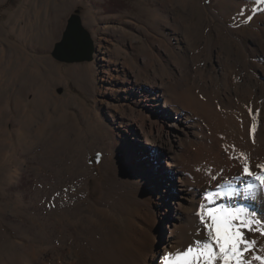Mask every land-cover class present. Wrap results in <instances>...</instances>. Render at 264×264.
Segmentation results:
<instances>
[{
    "label": "rangeland",
    "instance_id": "374dc122",
    "mask_svg": "<svg viewBox=\"0 0 264 264\" xmlns=\"http://www.w3.org/2000/svg\"><path fill=\"white\" fill-rule=\"evenodd\" d=\"M227 5L223 0H0V264H95L102 248L119 247L133 234L111 237L118 227L127 230L125 211L139 212L135 199L120 192L122 177L137 156L151 165L148 173L167 170L166 160L162 149L113 124L109 95H119L116 85H127L107 73L125 63L131 74L150 58L152 67L167 60L176 65L192 53L202 81L220 84L225 64L216 53L221 51L238 59L250 78L255 67L246 64L237 37L251 43L252 35L264 34V22H243L253 31L243 28L240 11ZM74 13L92 39V62L66 64L51 56ZM176 19L192 22L185 29L188 37L178 31ZM245 117L250 127L254 119ZM165 180L166 190L178 193L180 185ZM168 203L173 215L175 202ZM149 205L155 207L151 221L162 243L169 231L162 220L165 205L157 207L153 195ZM108 221L111 227L100 228Z\"/></svg>",
    "mask_w": 264,
    "mask_h": 264
},
{
    "label": "bare ground",
    "instance_id": "6f19581e",
    "mask_svg": "<svg viewBox=\"0 0 264 264\" xmlns=\"http://www.w3.org/2000/svg\"><path fill=\"white\" fill-rule=\"evenodd\" d=\"M223 1L228 3L227 6H234L240 11V25L242 24L243 28L251 29L246 23L264 22V0ZM257 14L262 16L257 17ZM250 17L251 19H248ZM175 22L178 31L182 32L185 38L188 37L185 29L189 24L192 25V22L182 20L180 23L177 19ZM261 29H264L262 25ZM251 30L253 31V28ZM240 38L237 37V41L243 46L246 57L243 59L248 67H255V72L250 78L244 69H239L238 59L226 57L221 51L216 53L219 64L222 62L221 58L225 64L219 74L220 84L202 81L203 73L195 66L192 53L191 56L183 55L176 65L167 60L165 65L160 63L152 67L154 60L150 58L145 62L143 69L131 74L124 66L125 63H122L120 68H112V73H107L111 81L121 83L122 86L127 85L121 89L116 85L119 95H109L107 107L113 124H117L123 132L128 130L144 144L162 149L161 156L166 160L167 170L153 167L156 172L148 173L151 165L143 163L139 156L133 166L127 168L128 172L122 177L125 190L120 189V192L125 197L135 199L139 212L132 214L125 211L127 230L118 227L116 234L111 237L117 239L124 232L133 234L123 240L119 247L102 248L99 254L97 253L95 264H160L159 257L165 251L174 249L177 245H187L190 240L198 238L192 213L194 207L200 203L204 191L210 187L215 190L217 183L225 181H231L240 188L251 182L241 183L236 179L243 176L242 163L237 159H230V156L238 158L240 153L246 154L249 157L250 170L260 174L255 165L264 164V79H261V75L264 76V34L252 35L249 38L251 43L246 41V37ZM101 50L105 53L104 48ZM142 72L147 76L142 78ZM103 74L105 75V71ZM113 88L112 85L109 87L112 91ZM160 102H163L162 106L159 105ZM247 113L254 119L250 127L249 120L245 117ZM212 173L216 174L218 180L209 178ZM166 178L180 185L178 193L166 190ZM171 189L172 186L169 190ZM152 195L157 207L165 205L162 214L166 215L162 220L166 219L164 223L169 231L167 239L162 243L161 235L157 233L158 225L156 228L151 221L156 213L152 210L155 207L149 205ZM168 201L175 202L176 211L173 215L168 214ZM223 203L229 206H243L255 214L257 221H264V193L258 194L255 199L241 196L224 200ZM77 216L79 214L73 217ZM64 226L72 228L74 225L68 222ZM107 226L111 227L112 223L108 221L106 226L101 225L100 228L105 230ZM102 234L106 238L107 233L103 231ZM62 236L67 238L69 234ZM255 239L259 242L261 237L255 235ZM69 245L73 248L76 243L70 240ZM72 248L69 250L70 254ZM255 255L264 256V243L257 244L254 252L249 254V260ZM256 262L259 261H252V264Z\"/></svg>",
    "mask_w": 264,
    "mask_h": 264
},
{
    "label": "snow or ice",
    "instance_id": "6c2138e0",
    "mask_svg": "<svg viewBox=\"0 0 264 264\" xmlns=\"http://www.w3.org/2000/svg\"><path fill=\"white\" fill-rule=\"evenodd\" d=\"M229 158L242 163L243 176L236 179L241 183L251 182L240 188L231 181H225L217 183L215 190L210 187L204 191L192 213L198 238L190 240L187 245H177L165 251L159 257L160 264H252V261L264 264V256L255 255L252 260L248 259L257 244L264 243V221H257L255 214L245 207L223 203L241 196L255 199L258 194L264 193V164L255 165L260 170L257 174L250 170L246 154ZM209 178L218 180L215 173ZM255 235L261 237L259 242Z\"/></svg>",
    "mask_w": 264,
    "mask_h": 264
},
{
    "label": "water",
    "instance_id": "95a60500",
    "mask_svg": "<svg viewBox=\"0 0 264 264\" xmlns=\"http://www.w3.org/2000/svg\"><path fill=\"white\" fill-rule=\"evenodd\" d=\"M93 55V42L81 18L77 14L70 15L61 40L53 47L52 58L60 63L72 64L92 62Z\"/></svg>",
    "mask_w": 264,
    "mask_h": 264
},
{
    "label": "flooded vegetation",
    "instance_id": "af4514ba",
    "mask_svg": "<svg viewBox=\"0 0 264 264\" xmlns=\"http://www.w3.org/2000/svg\"><path fill=\"white\" fill-rule=\"evenodd\" d=\"M6 66H4V68H5ZM7 79H9V76H7V75H4ZM10 76H11V72H10Z\"/></svg>",
    "mask_w": 264,
    "mask_h": 264
},
{
    "label": "crops",
    "instance_id": "0c3cea01",
    "mask_svg": "<svg viewBox=\"0 0 264 264\" xmlns=\"http://www.w3.org/2000/svg\"><path fill=\"white\" fill-rule=\"evenodd\" d=\"M1 73H2V70H0V75H1Z\"/></svg>",
    "mask_w": 264,
    "mask_h": 264
}]
</instances>
